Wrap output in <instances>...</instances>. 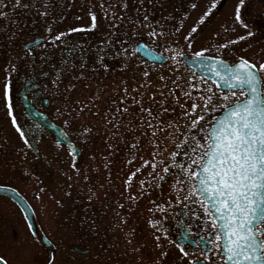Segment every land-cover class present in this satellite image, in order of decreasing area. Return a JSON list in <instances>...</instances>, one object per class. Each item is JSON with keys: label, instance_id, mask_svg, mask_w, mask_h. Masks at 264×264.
<instances>
[{"label": "rangeland", "instance_id": "rangeland-1", "mask_svg": "<svg viewBox=\"0 0 264 264\" xmlns=\"http://www.w3.org/2000/svg\"><path fill=\"white\" fill-rule=\"evenodd\" d=\"M76 2L81 12L73 11L75 18L83 17L92 23L88 14L91 10L99 18L100 27L120 29L128 44L145 42L167 61L153 66L134 58L121 68H104L96 75H76L72 84L70 68L61 71L55 79L58 89L53 84L58 90V120L70 130V108H74L72 131L83 155L79 161L71 162L69 152L59 147L55 172L42 179L40 194L27 191L38 213L39 233L50 240L51 248L35 240L26 223H0V256L9 264H186L187 258L173 244L170 259L165 262L161 254L167 249L162 233L149 225V220H161L163 212L159 206L168 208L172 219L180 195L173 177L160 180L159 175L164 163L177 151V145L196 138L198 130L209 127L218 113H203L204 120L190 127L194 116H184L183 109L190 108L194 99L199 104L196 98L202 93L193 90L189 81L201 89L211 88L217 97L224 94L187 70L179 53L193 56L208 49L206 56H219L230 64L241 57L264 62V0H244L241 22L235 19L240 0ZM102 2L115 15H106ZM193 3L195 8L191 7ZM145 14L149 27L144 26ZM193 27L197 29L195 33L191 32ZM153 29L157 33L162 31L163 36L151 37ZM248 32L253 35L248 36ZM241 36L246 39L239 40ZM232 40L238 42L219 48ZM144 72H148L147 77ZM185 92H190L191 97H186ZM115 101H120L118 107ZM142 109H148L151 116ZM197 114H201L199 109ZM149 122L153 127H148ZM153 159L157 162L155 170L151 167ZM145 161L150 163L145 165ZM132 173L135 175L126 185ZM2 205L3 211H12L13 215L9 203ZM156 236L161 237L162 247H156ZM76 248L89 251L86 259L73 251Z\"/></svg>", "mask_w": 264, "mask_h": 264}, {"label": "flooded vegetation", "instance_id": "flooded-vegetation-1", "mask_svg": "<svg viewBox=\"0 0 264 264\" xmlns=\"http://www.w3.org/2000/svg\"><path fill=\"white\" fill-rule=\"evenodd\" d=\"M76 4V0H20L19 3L17 0H0V187L16 190L28 201L34 212L35 223H39L38 213L27 196V191L34 195L40 194L42 179L50 173L54 174L57 167L58 148L70 151L56 141L49 129L34 118L29 109L46 115L50 122L60 126L78 148L80 158L83 149L75 141L72 131L74 124L71 116L74 115V108H70V130L65 123L58 120V81L55 79L63 69L70 68L72 84L71 81L76 75L100 74L104 68H121L124 63L130 64V61L139 57L135 51L139 42L135 45L128 44L120 29L100 27L102 25L98 18L96 27L88 30L91 23L83 17L77 19L76 14H73V11L81 12L80 6ZM262 15L264 16V11ZM48 28H51L50 33L46 32ZM73 28H84L85 31L70 32ZM59 32L66 34L62 42H56L55 46L49 44L48 40ZM130 51H134L133 56H126ZM46 68L49 70L45 71ZM6 81L10 85L14 116L31 147L22 142L12 126L11 117L8 116L4 100ZM114 103L117 107L120 105V101ZM111 104L112 102L108 105ZM222 110L219 109L216 116ZM209 127H201L196 138L187 139V143L183 141L180 144V148L175 151V163L172 158L164 163V166H169V171H162V176L166 180L173 177L180 187V202L175 203L176 211L172 219L170 210L166 207H163L164 211L160 216V222L167 229L168 236L167 240L163 238L167 249L163 255L165 262L170 259L168 255L170 256L172 244L183 255L176 247L179 243L189 255L195 256L193 259L189 255L184 256L187 258L186 264L196 260L200 264H220L219 249H214L209 243L215 239L216 234L211 220L205 215L196 197L189 201L183 200L188 189V176L184 170H199L196 165H191V160H198L202 155ZM197 144L200 145L199 148H196ZM192 148H196V152H192ZM79 158H74V154L70 155L71 162L79 161ZM178 180L185 183L180 184ZM6 202L10 204L13 215L12 211L10 214L3 211L2 203ZM20 222L26 223L19 207L9 197L0 195V223ZM202 250L207 252L208 261L201 255ZM73 251L83 255L85 259L89 254L87 249L76 248ZM0 258L9 264L4 257ZM72 260L78 262L80 259Z\"/></svg>", "mask_w": 264, "mask_h": 264}, {"label": "snow or ice", "instance_id": "snow-or-ice-1", "mask_svg": "<svg viewBox=\"0 0 264 264\" xmlns=\"http://www.w3.org/2000/svg\"><path fill=\"white\" fill-rule=\"evenodd\" d=\"M19 2L20 0H17V3ZM243 3L244 0H240L237 5L235 16L237 22H241L240 7ZM215 6L214 2L212 7ZM101 7L104 8L103 2ZM122 7H126V5H122ZM191 7L195 8L196 5L193 3ZM104 12L106 15H115L114 12L110 13L108 8H104ZM88 14L92 21L88 30H91L96 27L97 18L91 10ZM206 15L207 13H205ZM143 19L144 26L149 27L148 15L145 14ZM200 22L203 23V18ZM135 23H139V21H135ZM243 26L247 28L246 24ZM69 31L78 32L85 31V29L73 28ZM196 31L195 27L191 29L192 33ZM46 32L50 33L51 28L46 29ZM65 35L64 32H59L51 37L48 43L55 46L56 42H62ZM149 35L151 37L163 36V32L157 33L153 29ZM247 35L252 36L253 33L248 32ZM238 39L244 40L246 37L241 36ZM185 40H189V37L186 36ZM237 42V40H232L220 44L219 48H226L228 44ZM188 47L191 48V43ZM169 50L176 52V49ZM206 51L208 49L195 52L193 63L198 60L214 77L212 83L218 89H228V93L217 97L211 88L201 89L194 82L189 81V86L193 90L202 93L196 98L200 101L199 104L194 99L190 108L183 109L184 116H194L190 127H194L204 120L203 113L223 109L224 114L210 126L211 130L205 137L206 145L202 155L198 160H191V165H196L200 171L184 170L185 175L188 176V189L183 200L189 201L196 197L197 202L204 209L205 215L211 220V226L216 234L215 239L209 243L214 249H219L220 264H264V75H262L264 74V62H254L241 57L238 62L229 64L219 56L206 58ZM179 55L183 56L184 53L180 52ZM172 59L175 60L176 57L173 56ZM144 76L147 77L148 72H144ZM184 95L191 97L192 94L185 92ZM4 100L13 128L19 134L22 142L31 147L14 116V105L11 100L10 85L7 81L4 84ZM181 107L183 108V105ZM198 109L201 114H197ZM163 110L167 111V109ZM122 111H127V109ZM142 111H147L151 116L148 109H142ZM148 127H153L151 122L148 123ZM87 131L89 129H85V132ZM152 134L155 136V131ZM132 147H136V145H132ZM199 147L200 145L197 144L196 148ZM177 148H180V145H177ZM196 148H192L191 151L196 152ZM69 155H73V152L70 151ZM176 155V152L171 154L173 163H175ZM149 163V161L144 162L145 165ZM151 167L153 170L157 167L155 159L151 162ZM139 170L137 169V171ZM162 171L167 173L169 166H164ZM134 175L135 173H132L129 176L125 182L126 185ZM159 179L163 180L164 176L159 175ZM178 183L184 184L185 181L178 180ZM141 184L143 185V181ZM173 187L176 186L173 185ZM131 199H135V197H131ZM177 202H180L179 196ZM159 209L164 211L163 206H159ZM217 220L220 221L219 224H217ZM149 225L155 231L161 232L164 239H168L167 229L160 221L149 220ZM155 239L156 247H162L159 243L161 237L156 236ZM176 247L184 256L189 255L181 244L177 243ZM201 255L205 261L209 260L207 252L204 250L201 251ZM0 264H6V261L0 258ZM189 264H200V261H189Z\"/></svg>", "mask_w": 264, "mask_h": 264}, {"label": "water", "instance_id": "water-1", "mask_svg": "<svg viewBox=\"0 0 264 264\" xmlns=\"http://www.w3.org/2000/svg\"><path fill=\"white\" fill-rule=\"evenodd\" d=\"M137 49H139L138 53L144 59H147L150 62L164 63L166 61V58L164 56H162V55L158 54L157 52L151 50L150 48H148L147 46H145L142 43L137 47ZM160 57H163V59H160ZM205 57L207 58V56H205ZM181 59L185 63V65L190 70H192L194 73H196L200 77L205 78L208 81L212 82L214 77L211 76V74L208 72L207 68L204 67L203 65H201L198 60L195 63H193V57L185 56V55L181 56ZM220 90L228 91V89H226V88H223ZM30 113L32 114L33 117L38 118L44 124V126L47 127L55 135L57 141L60 144H64L65 146H67L74 153L75 157L78 156L79 153H78L77 148L70 142V138L67 136V134L63 130H61L59 127H56V126L52 125L51 123H49L45 116H42L41 114H38L35 112H32L31 110H30ZM223 114H224V112H222V114L218 117L217 120H219L223 116ZM0 189H3V190H0V195H7L10 198H12L18 204V206L20 207L21 211L23 212V214L27 220V224H28V227H29L31 233L33 234L34 237H37L36 226H35V223L33 221V213H32L30 206L25 201V199L22 198V196H20L17 192H15L12 189H9V188H0ZM217 223L219 224L220 221L217 220ZM42 241L44 242V244L46 246H48V247L50 246V242L46 238L43 237Z\"/></svg>", "mask_w": 264, "mask_h": 264}]
</instances>
